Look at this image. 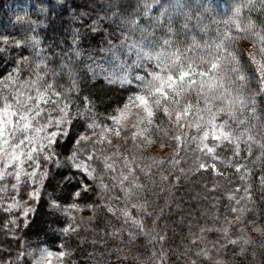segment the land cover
<instances>
[{
	"label": "snow or ice",
	"instance_id": "snow-or-ice-1",
	"mask_svg": "<svg viewBox=\"0 0 264 264\" xmlns=\"http://www.w3.org/2000/svg\"><path fill=\"white\" fill-rule=\"evenodd\" d=\"M156 2L157 0H151V3L145 2L142 7L138 3L137 8L128 16H124L121 11L125 8L124 0H110L107 5L113 11L111 17L105 16L104 19L119 21L121 27L140 33L139 39L131 40L127 33H121L123 40L120 44L112 45L107 50L115 54L118 47L123 48L127 45L129 53L136 52L137 60L134 63L140 62L141 66H144L145 62L155 61L151 71L145 69L147 74L138 73L132 79L126 76L118 78L104 65L93 64L89 66L93 77L103 76L105 83L101 84L99 80L95 84L88 83L87 77L83 80L76 77L72 68V59L68 57L67 64L62 62L59 71L63 73L67 69V74L72 80L69 88L65 89L58 83L48 81L40 83L49 71L55 79L57 69H49L45 50L38 48L40 43L38 38L36 36L24 39L0 37L5 45L11 42L20 49L31 47L38 61L34 67L42 69L35 74V77L30 72L29 78L24 82H20L17 77V83H22L23 91L14 90L0 95V104L3 105L0 107V180L14 177L15 183L11 184V189L16 190L22 176L30 179L33 187L27 193L28 196L33 200H41L46 194L45 203L50 215L56 216L63 212L68 217L67 222H63L64 227L58 229L61 234L71 236L78 232L81 226L73 216L74 210L80 205L68 201L73 197L83 199L88 193L94 192L93 184L98 181L101 189L114 191L118 188L122 193V196L113 195L107 198L108 202L105 204L107 212L122 215L125 222L131 220L132 225L149 236L153 242H166V232L161 234L157 231L159 221L165 215V209L162 207L159 211H149L156 200L145 194L151 192L153 197L156 196L154 189L157 185L152 166L145 163V160H150L156 167H161L167 162L173 172L177 171L180 161L175 159V155L171 159L157 160L142 154L143 148L150 142L142 138L153 125L155 114L161 111L171 125L169 129L164 130V136L167 138L169 131L175 133L170 139L177 142V151L180 150V143L187 145L192 141H198L201 148L206 150L213 160H219L220 157L215 155V146L209 147L206 143L209 136H212L214 141H232L235 145L234 154L241 151V143L247 148L249 155L253 154L254 148H258L259 155L251 163L260 165L259 186L264 189V20L257 24L249 16L243 28L239 22H236L238 35L231 31L232 19L229 18L225 30L211 43H201L193 35L191 43L176 46L177 41L173 39L176 33L171 27L172 21L166 6L160 8L158 15L150 17L147 27H143L139 22L143 16L150 15L151 4ZM242 9L264 16V0H247V3H239L233 10V16L240 14ZM21 19L23 18L17 17L18 21ZM165 19L167 25L163 23ZM197 23H200L199 17ZM184 27L188 29L189 26L185 24ZM149 28L166 29L165 35L159 36L155 31L150 32ZM241 36L252 40V50L239 47L238 40ZM76 43L77 39H74L73 44ZM73 55L79 56L80 52L73 51ZM29 61V56L15 59L14 71L19 73L22 68L28 66ZM249 81L257 82L259 99L257 90L247 88ZM125 83L127 87H117L118 84ZM41 88L46 90L41 91ZM132 88L136 90L127 91L122 106L110 109L115 114L105 115L99 111V109L109 110L106 107L111 100L108 92ZM73 90L79 95L72 96ZM193 94L195 104L188 100ZM69 104L74 105V110H69ZM53 106H59L55 110L63 113L59 119H54L50 114ZM130 107L135 108L136 111L130 112ZM82 109L85 110L82 112ZM190 111L195 114L194 119L189 118ZM42 113L48 117V125L55 130L49 131L45 125L36 126L42 118ZM126 114L137 121L131 127H128L125 121ZM14 117L16 119H13ZM156 128H160V125H156ZM192 128L196 129L197 134L190 137L187 129ZM113 136L122 137L123 143L113 145L111 141ZM129 139L133 142L131 152L128 151ZM48 163L66 167L68 170L67 175L60 177L54 185L45 184L44 178L47 177L51 181L53 176L47 168ZM195 163L198 167L179 168L178 175L171 183L177 184L182 176L199 169L211 168L213 172H218L216 163L199 162V157L195 158ZM25 165L30 167L31 171L25 172ZM9 166L12 168L11 171L8 170ZM235 168L243 169L244 175L241 176V180L245 181L243 186L245 196L237 200L234 195L229 194L230 201H234L237 206L226 208L225 211L236 214L235 221L240 225V235L229 241L228 236L231 235L229 228L225 226L219 231L223 233L226 244L240 245V254L243 255L247 254L245 246L250 244L244 222L247 220V224L253 230L264 233V228L260 226L261 220H264V213H260V219H247L245 213L255 215L256 209L249 210L246 206L239 205L255 203L249 178L251 168L240 163H236ZM72 169H75L80 176L90 177L93 184L78 179ZM105 177L111 179L110 185L103 182ZM141 178L144 179L143 183ZM159 179L167 182L169 176L161 173ZM72 180H76L77 185L65 196L64 193ZM49 187L51 191L48 190ZM215 187L216 184L213 183V188ZM159 191H164V188L160 187ZM121 199L124 204L122 208L112 205L111 201ZM172 203L171 200L165 201L166 205ZM87 207L95 211L100 206L93 203ZM179 207L177 204V209ZM130 208H135L144 216L154 217L151 220L152 229L148 230L145 227L142 218L134 217ZM21 215L28 230L32 231L36 239L25 241L24 252H17L15 257L8 261H0V264H70L72 250L64 241L50 244L47 240L41 239L40 234L43 229L36 221L29 219L30 215L35 216V210L31 205H27ZM88 219L91 220L92 217ZM11 223L14 224L15 220ZM228 223V217L225 216L224 224ZM120 231L122 229H115L113 235ZM205 231L210 229H200L201 233ZM136 234L129 232V237L132 238ZM203 239L202 235L197 236L193 243ZM258 239L264 241V234ZM31 244L35 247H30ZM213 247L220 245L218 242H213ZM210 251L208 247L201 248L195 255L210 261ZM157 255L160 261L166 259V253L162 249L159 253L153 251V257ZM251 255L255 257L256 253L252 252ZM188 264H197V261L190 260Z\"/></svg>",
	"mask_w": 264,
	"mask_h": 264
},
{
	"label": "trees",
	"instance_id": "trees-1",
	"mask_svg": "<svg viewBox=\"0 0 264 264\" xmlns=\"http://www.w3.org/2000/svg\"><path fill=\"white\" fill-rule=\"evenodd\" d=\"M12 1L0 0V34L2 37L9 36L16 39H24L31 36L38 38L40 41L38 48L45 50L47 54L46 63L49 65V69H57L55 79H53L51 71H49L40 83L48 81L58 83L65 89L69 88L72 80L67 74V69L63 73L59 71V66L62 62L67 64L68 57L72 59V68L76 77L80 80L87 77V82L93 84L97 80L101 84L105 83L103 76L93 77L92 72L89 70V66L93 64L104 65L106 68L111 69L116 77L126 76L128 79H132L138 73L147 74L145 69L151 71L155 65L154 60L145 62L144 66H141L140 62L134 63L137 60L136 52L132 51L129 53L127 45H124L123 48L118 47L115 54L107 50L112 45L120 44V41L123 40L121 33H127L130 40L140 38L138 31L133 32L128 28L121 27L119 21L113 22L111 19H104L105 16L111 17L112 15L113 10L107 7L110 0H28L25 9L21 7L15 9L12 7L7 8L9 2L12 3ZM145 2L151 3V0H124L125 8L121 9V11L124 16H128L129 13L137 8L138 3L142 7ZM241 2L247 3V0H157L156 3L151 4L150 15L143 16L139 22L143 27H147L150 23V17L158 15L160 8L166 6L172 21L171 27L176 33L173 37L177 41L176 46L191 43L193 35L201 43H211L225 30V24L229 18L232 19L231 31L238 35L239 30L235 27L236 22H239L243 28L246 26L247 17L249 16L257 24L264 20V16L249 13L247 9H242L240 14L233 16V10ZM18 16L23 19L18 21ZM198 17L200 20L199 24L197 23ZM33 21L36 23H30ZM94 22H96L95 25ZM163 23L167 25V19ZM185 24H188V29H185ZM149 31H155L157 35L163 37L166 29L149 28ZM74 39H77L75 45L73 44ZM241 40L253 46L252 40L246 36H241L238 41ZM73 51H79L80 55L74 56ZM21 56H29L30 61L27 67L16 73L14 71L16 68L14 60L19 59ZM36 63L38 61L31 47L20 49L11 42L5 45L0 41V70H4L0 72V95L13 92L14 90L23 91L22 83H17V77L20 82L26 81L30 72L35 77V74L42 70L34 67ZM117 87H127V84H118ZM247 88L257 90L259 99L257 82L249 81ZM45 90L41 88V91ZM57 90L59 91L60 89L58 88ZM129 90L135 91L136 89L108 92V97L111 100L106 107L109 110L99 109V111L105 115L115 114L110 109L122 106L123 99ZM71 95L76 96L79 93L73 90ZM188 100L193 104L196 103L194 94ZM2 106L0 104V107ZM57 107L59 106H53L50 113L54 119H59L63 115L61 111L55 110ZM69 110H74V105L69 104ZM84 110L82 109V112ZM188 115L190 119H194L195 114L192 111ZM41 116L42 118L37 122L36 126L45 125L49 131L55 130L51 125H48V117L43 113ZM13 119L16 118L14 117ZM162 121L163 123H161ZM153 124L160 125L163 139H170L175 134L169 131L168 137L164 136V130L169 129L171 125L162 111L155 114ZM187 131L190 137L197 134L195 128L187 129ZM129 141L128 151L131 152L133 142ZM171 141L176 147L175 151L171 153L157 154L144 148L142 150V154L145 157H154L157 160H162L165 158L171 159L175 155V159L180 161L177 171L173 172L167 162L161 167H156L152 165L150 160H145V163L152 166L157 185V188L154 189L157 193L156 196L153 197L151 192L145 194L156 200V203L149 208V211H159L162 207L165 209V215L161 217L157 231L161 234L166 232V242H153L149 236L136 229L132 225L131 220L125 222L122 215L107 212V207L105 206L108 202L107 198L113 195L122 196L118 188L114 191L101 189L98 181L93 184L90 177L80 176L75 169H72L78 179L83 180L85 183L93 184L95 191L88 193L83 199L73 197L68 203L79 204L80 207L76 210L85 208L93 203L100 207L95 211L93 210L94 212H91L92 219L85 221L83 225L80 224L78 232L71 236L61 234L58 230L64 227L63 222H67L68 217L63 212L58 213L56 216L50 215L45 203L47 200L46 194L41 200H33L28 196L27 193L33 187L30 179H25L22 176L20 185L16 190L11 189V184L15 183L14 177L0 180V189H4V191H0V261H8L10 258L15 257L17 252H24L25 241L36 239L32 231L28 230L21 215L24 208L27 205H31L35 210V216L30 215L29 219L36 221L43 231L46 228H50L51 231L45 236L42 231L40 234L41 239L47 240L50 244H59L60 241H64L72 250V255L69 258L70 264H188L190 260L197 261V264H206V262L207 264H264V241L258 239L264 233L250 237V244L245 246L247 254L243 255L240 254V245L226 244L219 239L223 236L219 229L225 226L228 227V224H224V217L227 216L230 222L236 215L225 211L226 208L237 206L234 201H231L229 206H227L226 200L230 201L229 194L234 195L237 200L245 196L243 192L245 181L241 180L244 172L243 169L238 170L235 168L236 163L248 165L251 168L249 178L255 201L254 204L241 203L239 206L244 207L246 205L249 210L256 209L255 215L245 213L248 220L253 218L260 219V213H264V189L259 186L260 165L251 163L259 155L258 148H254L253 154L249 155L247 148L241 143V151L238 154H234L235 145L232 141H214L213 137L209 136L206 143L209 147L215 146V155L220 157L219 160H213L212 156L201 148L198 141H192L187 145L180 143L179 151H176L177 142L172 139ZM118 143L123 142H112L113 145ZM137 154L139 155L140 153L138 152ZM106 155H110V153H106ZM195 156L199 157V162L216 163L218 173H213L211 168L205 169L203 171L208 173L209 176L206 180H203L200 173L192 171L186 176H182L177 184H172L171 181L178 175L179 168L198 167V164L195 163ZM246 157L247 159H245ZM41 162L43 163V160ZM47 168L53 176L51 181L45 177V184L54 185L60 177L67 175L68 172L66 167L62 168L52 163H48ZM8 170H12L11 166H9ZM28 171H31V168L25 165V172ZM161 173L169 176L167 182H162L159 179ZM197 177L201 180H198ZM103 182L109 185L112 183L108 177H105ZM141 182H144L143 178H141ZM213 183L216 184L215 188H213ZM227 183H231L232 190L227 189ZM76 185L77 181L72 180L64 195L67 196L69 192L74 190ZM196 185L203 187L205 189V197L211 199L207 203L208 206H204L197 195V191L200 188L199 190L194 189ZM237 185H240V187H237ZM160 187H163L164 191L160 192ZM41 190L43 191V189ZM48 190L51 191V187ZM166 200H171L173 203L166 205ZM111 203L117 208L124 206L122 199L111 201ZM177 204L180 206L179 209H177ZM76 210H74L73 216H75ZM130 211L134 217L143 219L148 230L152 229L151 220L154 217L144 216L142 212L135 208H130ZM13 220H15L14 224L11 223ZM165 224H167L166 228ZM262 225H264V220H261L260 224L261 227H264ZM201 228L210 229V231L201 233ZM115 229H122V231L113 235ZM129 232H136L137 234L130 238ZM201 235L204 239L193 243L195 238ZM236 236L238 235H229V241ZM213 242H218L220 247H213ZM205 247L211 249L210 261L207 258L195 255L198 249ZM161 249L166 253L164 261H160L159 255L155 258L153 257V251L155 250L159 253ZM252 252L256 253L255 257L251 255Z\"/></svg>",
	"mask_w": 264,
	"mask_h": 264
},
{
	"label": "rangeland",
	"instance_id": "rangeland-1",
	"mask_svg": "<svg viewBox=\"0 0 264 264\" xmlns=\"http://www.w3.org/2000/svg\"><path fill=\"white\" fill-rule=\"evenodd\" d=\"M27 3H28V0H13L12 3L9 2L7 8L12 7V8L15 9L17 7H21L23 9H25V7H27ZM0 37H2L1 34H0ZM0 41L3 42L2 40H0ZM238 44H239L240 47L244 48L245 50H252V48H253V46L251 44H249L248 42H245L244 40L238 41ZM129 111L130 112H135L136 109L133 108V107H130ZM125 121H126L128 127H131L134 123L137 122L134 117L128 116L127 114L125 116ZM145 127H147V126H145ZM133 130H135V129H133ZM156 130H157V132H156ZM142 139L150 140V142H148L146 147L144 148L145 150H147L149 152H153V153H157V154H167V153H171V152L175 151V149H176V147H175L174 143L171 141V139H169V138L168 139H163L162 130L160 128H156L155 124H153L151 127H149L148 133H146L145 137L142 138ZM129 140H131V139H129ZM111 141L112 142H121V141L123 142L122 137H116V136L111 137ZM161 145H163V147ZM195 157H197V156H195ZM203 170H205V169H199V171H196V172H198V173H200V175H202L203 180H206L209 175H208V173L204 172ZM213 173H218V172H213ZM218 175H220V174H218ZM197 179L201 180V179H199V177H197ZM221 180H222V178H221ZM227 184H228L227 189L228 190H232L233 188H232L231 183H227ZM199 188H200V190H199ZM194 189L199 190V191H197V195L199 196V198H200V200L202 201L203 204L208 203V202L211 201L210 198L205 197V195H204L205 194L204 193L205 189L203 187H200L199 185H196V186H194ZM227 189H226V191H227ZM202 194H203L204 197L202 196ZM230 202L231 201L226 200L227 206H229ZM195 204H197V202H195ZM91 212H94V211L90 207L80 208V209L76 210V213H75V216H74L76 218V222L81 224V225H83V223L85 221L89 220L88 219L89 217H93V216H91L92 215ZM262 226H264V225H262ZM244 227L246 229V235L249 238L252 235L262 233L261 231L253 230L247 224V220L244 222ZM228 228H229V231H230L231 234L240 235V225H238L236 223L235 218L232 219L228 223ZM262 228H264V227H262ZM50 232H51L50 228H46L43 231V235L45 236V235L49 234ZM219 239H221V241L225 243V241L223 239V236H221ZM29 246L30 247H35L34 244H31Z\"/></svg>",
	"mask_w": 264,
	"mask_h": 264
},
{
	"label": "bare ground",
	"instance_id": "bare-ground-1",
	"mask_svg": "<svg viewBox=\"0 0 264 264\" xmlns=\"http://www.w3.org/2000/svg\"><path fill=\"white\" fill-rule=\"evenodd\" d=\"M204 205H207V206H208V204H207V203H205Z\"/></svg>",
	"mask_w": 264,
	"mask_h": 264
}]
</instances>
